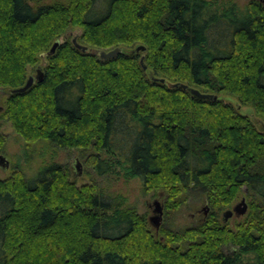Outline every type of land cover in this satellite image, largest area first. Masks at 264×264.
<instances>
[{
    "label": "trees",
    "instance_id": "obj_1",
    "mask_svg": "<svg viewBox=\"0 0 264 264\" xmlns=\"http://www.w3.org/2000/svg\"><path fill=\"white\" fill-rule=\"evenodd\" d=\"M0 87V119L25 153L42 150L30 176L0 179V264H264V126L190 92L264 118V0H0ZM57 149L161 194L156 234L118 195L76 186ZM241 187L251 200L232 229L221 212ZM190 194L204 216L171 227Z\"/></svg>",
    "mask_w": 264,
    "mask_h": 264
},
{
    "label": "rangeland",
    "instance_id": "obj_2",
    "mask_svg": "<svg viewBox=\"0 0 264 264\" xmlns=\"http://www.w3.org/2000/svg\"><path fill=\"white\" fill-rule=\"evenodd\" d=\"M237 4L242 5L248 0H234ZM80 32V28L73 27L66 31L64 35L59 37L58 41H62L66 37H73ZM123 51L126 49L122 48ZM45 64L44 58H39L37 68H42ZM28 70L27 76L35 75V69ZM10 89L0 87V100L4 99L9 94ZM216 98L221 99L223 102L230 103L236 110L248 116V118L254 123L255 126H264V118L258 116L253 109L248 105L239 104L235 98L226 94H215ZM0 133L4 136L3 150L0 154L7 160V168L2 169L0 167V179H4L11 174L13 170H19L23 176L28 177L34 171L39 164L40 153L42 152L39 144L32 145L28 152H24L22 141L16 136L8 122L0 119ZM111 161L112 157H108ZM53 160L58 163H63L67 166L69 176L75 181L76 186L94 182L103 195H111L120 197L125 204L131 205L136 209V212L143 214L147 220V224L150 229L156 234L155 229L149 222L148 217L152 214V201L155 199L161 204V219L164 220L162 211V197L161 194L152 193V191H143L139 186V183L134 178H123L119 167H115L109 173L97 174L91 167H88L76 151V149H57L53 155ZM77 172V173H76ZM118 173V174H117ZM54 195V200L57 199ZM240 197L244 198L246 203V210L243 214L234 215L233 213L225 219V222L229 225V228H234V225L241 222L245 218V214L248 211V203L251 197L247 195L244 188L237 193L235 199L230 203L228 208L237 202ZM227 209V208H225ZM224 209V210H225ZM205 205L200 195L190 194L185 203L181 205L176 211L167 214V221L171 227L181 228L183 226H189L198 222L204 216ZM223 211V210H222ZM160 224V223H159ZM251 257L248 255H242L240 264H251Z\"/></svg>",
    "mask_w": 264,
    "mask_h": 264
},
{
    "label": "water",
    "instance_id": "obj_3",
    "mask_svg": "<svg viewBox=\"0 0 264 264\" xmlns=\"http://www.w3.org/2000/svg\"><path fill=\"white\" fill-rule=\"evenodd\" d=\"M72 42L76 46H78L81 50H84L86 48L85 46H79L78 44H76L75 41H74V39H72ZM56 43L57 42H54L52 44V47L55 46ZM138 49H142V46L141 45H136L134 47V49L130 50V52L137 51ZM92 52L98 53V55L100 57L106 58V57L113 56L116 53L121 52V49L119 47H114V48H112L110 50H107V51H102V50L95 49ZM39 75H40L39 70L36 68L35 69V75H34V77L35 78H39ZM32 80H33V77L32 76H28L26 78V81L24 82V84L21 85V86H19V87H17V88H15L13 91L21 92V91L25 90L31 84ZM180 86L185 87L184 84H180ZM190 92L193 95H195V96H197L199 98H209V99L210 98L211 99L212 98H215V95H213V94H210V93H202V92H199L198 90L193 89V88L190 89ZM7 165H8L7 160L5 159V157L3 155L0 154V167L2 169H6L7 168ZM151 204L153 206L152 209H151L152 214L148 217V222L155 229H157L158 226H159V223H160V219H161V204L157 200H155V199L152 201ZM245 210H246V203L244 201V198L243 197H240V199L237 202H235L233 205H231L230 208H227V209H225V210H223L221 212V220L224 221L232 213L234 215L243 214L245 212Z\"/></svg>",
    "mask_w": 264,
    "mask_h": 264
}]
</instances>
